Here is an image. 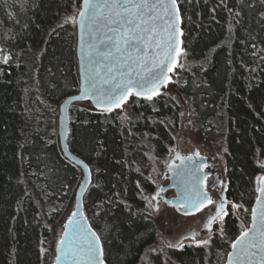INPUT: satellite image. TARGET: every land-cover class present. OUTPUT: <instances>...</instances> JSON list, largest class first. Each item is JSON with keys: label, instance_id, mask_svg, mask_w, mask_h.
<instances>
[{"label": "trees", "instance_id": "16d2710c", "mask_svg": "<svg viewBox=\"0 0 264 264\" xmlns=\"http://www.w3.org/2000/svg\"><path fill=\"white\" fill-rule=\"evenodd\" d=\"M82 1L0 0L9 57L0 67V264H53L73 213L82 173L61 151L57 121L62 101L78 93ZM176 7L178 65L163 90L110 111L89 101L68 111V148L91 174L83 215L105 264H224L264 174V0H177ZM182 106L217 150L238 213L207 245L167 250L144 195L173 145Z\"/></svg>", "mask_w": 264, "mask_h": 264}, {"label": "snow or ice", "instance_id": "6c2138e0", "mask_svg": "<svg viewBox=\"0 0 264 264\" xmlns=\"http://www.w3.org/2000/svg\"><path fill=\"white\" fill-rule=\"evenodd\" d=\"M176 3L177 0H83L79 27L83 33L87 25L90 37L86 53L89 69L83 95L91 92L101 106H119L131 95L151 93L146 97L149 100L157 95L165 72L172 70L169 63H174ZM69 19L75 21V17ZM177 158H180L179 154ZM196 179L198 183V177ZM257 191L261 194L257 197L259 207L252 209L251 227L232 244L234 251L229 253L230 264H264V185ZM192 204L200 211L202 206L216 202L207 193L197 190ZM224 207L221 200L205 227L211 229L214 220H222L227 215ZM69 223L74 225L72 237L66 244L61 239L60 243L65 247L61 250L58 246V251H62L72 264H105L100 237L91 229L85 230L78 222L70 219ZM68 226L66 224L65 228ZM199 243L207 245L209 240ZM168 247L182 248L183 245L169 243Z\"/></svg>", "mask_w": 264, "mask_h": 264}, {"label": "water", "instance_id": "95a60500", "mask_svg": "<svg viewBox=\"0 0 264 264\" xmlns=\"http://www.w3.org/2000/svg\"><path fill=\"white\" fill-rule=\"evenodd\" d=\"M82 6H83V1L81 4V10H82ZM175 17H176V20H175V23H176V52L173 53V61H175V56L179 48V36H180L179 35L180 24L178 20L177 7L175 10ZM76 35H77V42H76L75 55H76V61H77V73H78V84H79L78 87L79 88H78V93L67 97L65 100L62 101V103L59 106L57 133H58L60 148H61V151L64 157L68 159L69 161L73 162L74 164H76L80 168L82 172V180L75 192L74 200H73V213H76V215L73 216V213H72L66 222V224L69 225L68 228H65V226L63 228L62 235L55 249V259H54L53 264H72L71 260H69L68 258H65L62 255V251H58V246L61 250H63L69 238L72 237L74 225L69 223L70 219L73 222H78L79 225H81L85 230L91 229V231L94 232L83 215V195L86 192L87 187L89 185V181H90L89 169L87 165L81 159H79L78 157H76L70 152L68 148V144H67V135L69 131V114H68L69 107L73 103L80 102V101H87V100L90 102L92 107L96 109H106L109 107L110 108L115 107V105H111V106L98 105L95 102L94 94H92L91 92L87 96L83 95L82 88L85 85V77L88 74V69H89V64H88L86 53L88 51V43L90 41V37L88 35L87 25L85 26L84 32L81 33V29L79 27V15L76 19ZM172 64L173 63H169L168 67L171 68ZM168 77H169V71H166L164 79L161 80L159 84V89H161L165 85ZM133 91L135 92L136 90L133 89ZM148 95H151V93H145V94H141L137 96L144 97ZM197 177H198V183L196 179ZM169 180H170L169 185L166 188H164L163 191L169 188H173L175 191V197L172 199H165V202L167 205L173 206L176 209L179 206H182L183 207V210L181 211L182 214L194 213L197 209L193 207L192 202L195 198L196 191L199 190V191L207 193L208 195L215 183L214 175L210 173V171L203 172L202 168L200 170L198 166L190 165V164L184 166V170L182 174L175 176V177H170ZM262 185H264V174L259 180L258 188H260ZM160 192L161 191H159L157 195L160 194ZM260 195H261L260 192L257 191V195L255 197V200L253 202V205L250 211L249 224L247 225L245 231L251 227L252 209L259 207L257 203V197ZM65 233H67V235H65ZM239 236L240 235H238L235 238L232 244L237 240ZM61 239L65 241V244L60 243ZM232 244L226 256V260L224 264H230L229 253H232L234 251V249L232 248ZM57 257H60V259L58 260Z\"/></svg>", "mask_w": 264, "mask_h": 264}, {"label": "flooded vegetation", "instance_id": "af4514ba", "mask_svg": "<svg viewBox=\"0 0 264 264\" xmlns=\"http://www.w3.org/2000/svg\"><path fill=\"white\" fill-rule=\"evenodd\" d=\"M178 51H179V48L177 50V53H178ZM177 53H176V55H177ZM177 65L178 64H177L176 56H175V61L171 66L172 70L169 71V77H170L171 72L174 73ZM168 80L169 79H167V81ZM165 85H166V83H165ZM165 85L161 89H159V92L164 89ZM134 96H136L137 98H141V99H146V97H147V96L139 97L137 95H134ZM154 96H156V95H154ZM154 96H152V97H154ZM129 98H130V96L127 98V100H129ZM126 101L121 103L119 106H115V107L111 108V110L120 107L122 104H125ZM98 110H105V109H98ZM185 110H186V108H185ZM186 113L188 116L187 111H186ZM188 119H189V116H188ZM190 124L193 125L191 123V121H190ZM175 135L176 134L173 135V145L168 148L165 158L156 165L157 166L156 167L157 168L156 173L160 172L161 170L162 171H161L160 180L157 183V185L154 183V181L152 179V190L149 194H147L148 196H150V198H151L150 200L153 203L151 210L148 206V201L146 200V195L144 197V201H145L146 207L148 209V213H149L150 217H152V219L155 221L157 228H158V237H157L158 239L157 240L159 242H161L162 246L167 250L179 249V248H170V247H168V244H169L168 241H166L167 242L166 243L165 241L162 242L160 240V234H161L160 226L157 223V221L155 220L154 215L152 214V213L157 212V210H159L160 208H164L165 211L171 212L173 214L174 223L171 227V230H172V233H174V234L179 233L178 226L181 225L185 220L199 216L198 218H196L194 220L193 224L194 225H200V228H202L204 231L211 232V236H212L215 230H219L222 227L224 220L227 216H229L230 214L237 215V213H238L237 203L232 199V197L228 193V181L225 177L224 168L221 164L220 158H217V157L215 158L212 155L208 156V155L204 154L203 152H201V150L199 148L196 147V145H191V147L184 148V149L179 150V151L174 149L175 148L174 147ZM177 154H179L180 158H177ZM188 157H191V159L190 160L187 159ZM188 164L196 165L199 167L200 170L202 168L203 172L204 171H210V173H212L214 175L215 183H214V186L212 187L210 193L208 194V196L214 202H216V204L208 205L207 207L202 206L200 211L196 210L194 213H191V214H182L181 213V211L183 210L182 206H179L176 209L173 206L167 205L165 202V199H172L175 197L174 189L169 188V189L164 190V191H163V189L169 185V183H170L169 178L182 174V172L184 170V166H186ZM90 177H91V174H90ZM159 191H161L162 193L160 192V194L157 195V193ZM221 200H223V202H224V205H225L224 211L227 213V215L223 216V219L221 220L222 223H221L220 227H218V225H217V223H218L217 220L219 219V218H217L216 220H214L212 222V228L208 229L207 227H205L207 220L211 215H213L215 213V208H216V206H218V204ZM205 204H207V201L205 202ZM210 208L212 209V211H209ZM221 215H223V213ZM179 220H180V223H179ZM192 233H196V235L193 236ZM198 236H199L198 231H196V229L192 228V229H189V230L181 233L179 239L173 244H176L177 242H179L180 244L183 245V247L186 245H191L192 242L195 241L196 238H198ZM185 237H187V238H185Z\"/></svg>", "mask_w": 264, "mask_h": 264}, {"label": "rangeland", "instance_id": "374dc122", "mask_svg": "<svg viewBox=\"0 0 264 264\" xmlns=\"http://www.w3.org/2000/svg\"><path fill=\"white\" fill-rule=\"evenodd\" d=\"M0 50H2L0 51V67H1V65H3L4 63L8 61L9 57L7 55L5 48L2 46L1 42H0ZM5 59H6V62H5ZM73 104H71V107L69 110L75 107V105ZM179 118H180L179 130L175 135V145H174L175 148L174 149L179 151L184 148H189L191 147V145H196V147L199 148L201 152H203L204 154L208 156L212 155L215 158L216 157L220 158L214 146L211 143H209L207 140H205V138L202 137V135L200 134V132L198 131L196 127L190 124V121L188 119L184 106L181 107ZM161 171L156 173L152 178L156 185L160 180ZM145 195H146V200L148 201V206L151 210L153 203L150 200L151 199L150 196H148L147 194ZM152 214L154 215L155 220L160 226V231H161L160 240L162 242L168 241V243L173 244L179 239L181 233L189 229H192V228L196 229V231H198V234H199L198 238H196L195 241L192 242V244L200 245L199 243L200 241L209 240L211 238V232L204 231L202 228H200V225L193 224L194 220L198 218L199 216L185 220L181 225L178 226L179 233L174 234L172 233V230H171V227L174 223V217L171 212H167L165 211L164 208H160L159 210H157V212L152 213ZM217 222H218L217 223L218 227H220L222 223L221 219H218ZM179 223H180V220H179Z\"/></svg>", "mask_w": 264, "mask_h": 264}, {"label": "bare ground", "instance_id": "6f19581e", "mask_svg": "<svg viewBox=\"0 0 264 264\" xmlns=\"http://www.w3.org/2000/svg\"><path fill=\"white\" fill-rule=\"evenodd\" d=\"M81 102V101H80ZM77 103V102H76ZM71 106V105H70Z\"/></svg>", "mask_w": 264, "mask_h": 264}]
</instances>
